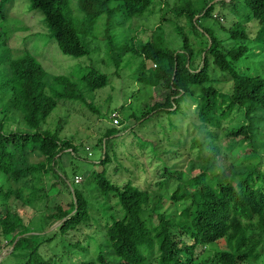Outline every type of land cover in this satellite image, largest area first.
<instances>
[{
  "label": "trees",
  "instance_id": "obj_1",
  "mask_svg": "<svg viewBox=\"0 0 264 264\" xmlns=\"http://www.w3.org/2000/svg\"><path fill=\"white\" fill-rule=\"evenodd\" d=\"M14 1L0 0V25L8 19ZM29 1L30 9L44 16L42 23L50 41L57 44L62 54L74 59L89 56L86 39L97 40L94 31L98 20L105 16L106 62L119 67L124 56L131 53L142 60L143 66L148 61L155 67L146 71L144 66L135 76L153 90L151 99L130 113L122 121L121 129L108 128L98 142L103 168L86 181L95 187L85 193L71 186V200L66 204L57 202L46 215L49 225L59 222V230L66 233L78 231V226L90 227L92 220L102 219L104 214L106 221L100 229L112 248L114 260L100 253L95 261L76 264H152L154 258L157 264H194L198 246L221 241L225 247L215 255L217 264L256 259L264 244V162L259 150L264 145V0H230L232 5L242 2L249 11L244 21L234 22L231 27L221 22L222 16L215 15V4H211L214 0H179L178 6L171 8L165 0L167 7L162 19L166 20L164 15L169 13L185 18L192 33L205 43L199 50L183 29L179 31L181 48H168L162 24L149 31L147 40L141 43H136V38L130 40L131 46L116 42L114 28L144 15L163 0H78L79 15L70 0ZM219 3L228 4L227 0ZM205 21L215 24L205 26ZM254 22L259 23L255 38L250 35ZM216 27L227 38L222 39ZM8 38L0 27V63L6 64L2 85L11 91L10 101L0 108V173L21 182V188L15 192L21 199L24 189H32L37 175L51 177L50 173L56 172L51 189L58 182L66 187V177L58 175V162L69 150L76 155L77 146L72 139L61 138L64 120L54 131L43 130L42 125L61 102H86L85 90L93 92L107 87L112 76L89 70L78 79L61 74L51 78L31 48L17 58L9 56ZM256 45L259 53H254ZM213 68L228 78L230 91L213 85ZM12 110L21 112L23 122L36 131L6 132L5 121ZM132 119L135 123L128 127L127 120ZM165 120L180 147L187 150L189 158L194 156L187 173L178 170L177 162L167 165L182 155L176 151L168 158L165 145L151 129ZM181 120H186L187 125L183 126ZM126 131H130L127 136L132 140H113ZM146 136L156 139L162 148L156 153L158 162L151 173L153 178L140 184L138 180L149 167L143 154L150 145L154 146L145 141ZM222 143L226 145L221 146ZM119 146L124 148L120 156ZM176 148L180 150L178 145ZM228 156L236 158V162L228 163ZM30 157L40 161L32 162ZM199 161L201 170L195 174L194 162ZM74 173L75 183H83L77 171ZM170 182L176 183L170 197L172 205H183L178 216L163 211L165 196L159 191L167 189ZM33 190L35 196L42 198L45 193L50 198L48 189ZM10 194L12 191L4 190L5 196ZM103 196L105 201L98 208L96 201L99 203ZM28 232L18 212L6 210L1 214L0 236L11 238L7 244L15 243L13 251L32 248V239L25 236ZM32 249L28 264H55L42 259L37 247Z\"/></svg>",
  "mask_w": 264,
  "mask_h": 264
},
{
  "label": "rangeland",
  "instance_id": "obj_2",
  "mask_svg": "<svg viewBox=\"0 0 264 264\" xmlns=\"http://www.w3.org/2000/svg\"><path fill=\"white\" fill-rule=\"evenodd\" d=\"M70 1L76 12L75 14L79 15L76 8L78 0ZM166 1H168L171 8L172 6H178L179 0ZM229 1L227 0L228 4L226 6L219 3V0H214L211 3L215 4V15L222 16L223 18L221 17L219 19L227 27H231L234 22L244 21L247 18L246 15L249 13L242 2L238 1L232 5ZM165 6V0L162 3L157 2L144 15L125 22L122 27L114 28L113 33H115L116 42L119 45L127 43L128 46H131L132 42L130 40L136 38L135 42L141 43V40H147L149 31L155 30L158 25L162 24L165 31L167 47L171 50H178L183 44L180 29H183L189 36L191 35V41L197 50L204 48L205 43L196 34L192 33L193 28L185 18H177L169 13L167 16L164 15L167 18L166 20L162 19L164 14L163 9L167 7ZM105 18V16L101 17L96 25L98 27L95 29L94 34L97 36V40H91L92 37L86 39L91 54L80 59H74L62 54L57 44L50 41L49 32L42 23L44 16L41 15V12L30 9L29 0H15L14 5L9 9L8 19L0 25L1 30L6 32L9 37L7 39L9 41V49H11V55L9 56L17 58L23 50L31 48L32 52L37 54L44 67L48 69L51 78L61 74L73 76L75 79H78L89 70H96L112 76L110 84L107 87L93 92L85 90L84 97L86 102H61L42 125L43 130L50 129L54 131L60 124V121L64 120L63 130L60 136L63 140L72 139L73 143L77 146L76 155L69 150L62 154V159L58 162V170L60 171L58 175L61 178L66 177V187L61 182H58V186L55 189H51V184L55 182L52 178L56 176V172L50 173L51 177L37 175L32 181L34 185L32 189H24L22 198L19 199L15 192L21 188V182L11 181L6 175L0 173V216L6 210L18 212L29 230L28 235L25 236L32 239V248L37 247L38 254L42 259L51 260L55 264H76L81 261H95L100 253L108 260H114L112 248L100 229L104 225L101 223H105L106 221L103 217L104 214H101L102 219H97L98 221L95 219L92 220L94 226L84 227L82 225L78 226V231L71 230L66 233L59 230V226L61 225L59 222H52L49 225L46 215H48L52 206L57 202L66 204V202L71 200L72 195L69 192V190L72 191L71 186L84 190L85 193H88L95 187L93 184L87 185L86 181L92 177V174L100 172L103 168L100 163L102 148L98 142L105 136L108 128L116 127L121 129L122 121H126L130 113L137 111L143 102L149 101L154 95L152 89L145 87V84L137 81V78H135L136 74L144 66L146 71L154 69L155 67L151 62H145L143 66L142 60L131 55V53L124 56V61L122 60L119 67H115L113 63L106 62L108 55L106 54L107 49L105 47ZM212 23L215 24L214 22ZM212 23L211 21H205L203 25L208 26ZM258 28L259 23L254 22L250 28V35L252 37L255 38ZM216 29L222 39L227 38V35L223 34L219 27H216ZM30 36H32L31 39L29 38ZM254 49V53L261 51L258 45ZM5 65V63H0L1 109L11 99V91H7L2 85L5 75L3 68L6 67ZM213 77L216 79L213 85L217 88L225 92L231 90L232 85L228 78L217 72L215 68H213ZM0 118H3L1 112ZM237 120H240L238 116ZM235 122L237 121L235 120ZM134 123L133 119L130 121L127 120L128 127L133 126ZM5 124L6 132L10 130H16L18 132L36 131L28 127L23 122V114L15 110H12ZM181 124L185 126L186 120H181ZM230 124L229 121H225V125L230 126ZM170 128L171 126L168 120L163 121L162 125L151 127L152 131L158 134V141L162 145H165V150L168 151V158H172L176 151L182 155L178 161L171 162L170 160L167 162V165L172 166L177 162L180 166L178 170L187 173L193 164L194 156L189 158L187 150L180 147L181 144H178L177 140L171 135ZM130 131L118 133L116 136L118 138H113V140L119 139L118 143H121L124 137L127 140H132V138L127 136ZM178 132L180 134L182 133L180 130ZM142 133L146 134L144 132ZM145 141L154 143V146L150 145L148 150H145L143 154L149 167H147V172L143 173L138 180L140 184L145 183L147 179L153 178L151 173L153 172L155 164L158 162L156 153H160V149L162 148H160L161 143L154 138L152 139L150 136H146ZM177 145L180 150L176 148ZM225 145L226 143L221 144V146ZM153 148H157V150ZM123 149L122 146L118 147V156H120ZM259 150L264 162V145L259 146ZM224 154H226L225 151ZM30 158L32 162L40 161L36 159L37 157ZM228 160V163H234L237 159L228 156ZM199 163L200 161L194 162L193 173L195 174H198L201 170L198 165ZM75 171H77V175L82 177L83 183H75ZM34 187L38 191L48 189L50 198H47L45 193H43L42 198L35 196L33 193ZM1 188L6 191H12V195L5 196L4 190L1 191ZM175 188L176 183L170 182L168 188L159 191V193L165 196L163 211L170 215L178 216L181 211L180 208L183 205L173 206L170 200L171 193ZM60 190H62L60 196L56 197V194ZM104 201V196L102 198L100 197L99 203L96 201L98 208L103 205ZM186 204L189 205L188 202ZM10 240L11 238L6 240L0 236V264H28L27 259L30 257L29 254L33 249L27 246L24 250L18 249L17 251H13L15 243L11 245L10 243L7 244ZM224 247V241L207 246H198L195 251L197 259L194 264H217L215 255L219 249L221 250ZM257 254L260 255L256 259L252 261L246 260L239 264H264V244L260 247ZM152 264H157L155 258L152 260Z\"/></svg>",
  "mask_w": 264,
  "mask_h": 264
},
{
  "label": "built area",
  "instance_id": "obj_3",
  "mask_svg": "<svg viewBox=\"0 0 264 264\" xmlns=\"http://www.w3.org/2000/svg\"><path fill=\"white\" fill-rule=\"evenodd\" d=\"M114 117H115V115H114Z\"/></svg>",
  "mask_w": 264,
  "mask_h": 264
},
{
  "label": "water",
  "instance_id": "obj_4",
  "mask_svg": "<svg viewBox=\"0 0 264 264\" xmlns=\"http://www.w3.org/2000/svg\"><path fill=\"white\" fill-rule=\"evenodd\" d=\"M13 249H14V247H13Z\"/></svg>",
  "mask_w": 264,
  "mask_h": 264
}]
</instances>
